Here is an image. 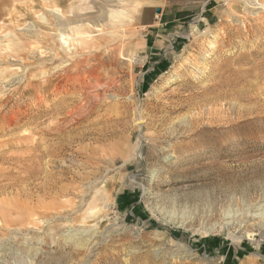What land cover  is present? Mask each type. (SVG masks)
I'll list each match as a JSON object with an SVG mask.
<instances>
[{
  "label": "rangeland",
  "instance_id": "rangeland-1",
  "mask_svg": "<svg viewBox=\"0 0 264 264\" xmlns=\"http://www.w3.org/2000/svg\"><path fill=\"white\" fill-rule=\"evenodd\" d=\"M253 1L0 0V264H264Z\"/></svg>",
  "mask_w": 264,
  "mask_h": 264
},
{
  "label": "bare ground",
  "instance_id": "bare-ground-1",
  "mask_svg": "<svg viewBox=\"0 0 264 264\" xmlns=\"http://www.w3.org/2000/svg\"><path fill=\"white\" fill-rule=\"evenodd\" d=\"M252 8H253V10H258V11H262V12H264V1L262 0V1H260V0H254L253 2H250V3H248ZM55 8V7H54ZM53 11V10H52ZM256 12V11H255ZM261 12V13H262ZM122 14V12H116V11H111L110 12V16H120ZM240 18V17H239ZM57 23V22H56ZM71 24V22H66L64 25L65 26H69ZM259 25V24H258ZM260 25H262V27H264V19H262L261 20V22H260ZM63 26V25H62ZM261 27V26H260ZM244 31V30H243ZM8 35V34H7ZM209 35H210V39H208V42H207V46H208V48L209 49H212L214 46H216L215 44H216V42H217V39H218V34H213V33H209ZM61 36L63 37V33H60L59 34V37H60V39H61ZM7 37V36H6ZM94 40L95 39H90V40H86V39H81V40H75V42H76V46L75 47H73V46H70L69 45V40L66 38V37H64V38H62V43H61V46L59 47L60 49H59V51L57 50V52L55 53V51H56V49H55V51H53V50H50L49 52H50V54L52 53L51 51H53L54 53H53V58L52 59H56V60H58V58H60V59H63L64 57H68V55L69 54H71V51H70V49L71 48H73L74 50H80L79 51V53H75V54H77V55H81L82 53H83V51H85L86 49L88 50V49H90V48H93V46L95 45V44H98L97 43V41L96 42H94ZM97 40V39H96ZM99 40H101L100 38H99ZM1 43V42H0ZM1 45V44H0ZM4 45V44H3ZM49 45V44H48ZM47 45V46H48ZM6 46V45H5ZM99 46H102V44L99 42V44H98V47ZM52 47V46H51ZM98 47H94V48H98ZM33 49V48H32ZM46 50V49H45ZM34 51V50H33ZM26 52V51H25ZM29 52V51H28ZM45 52V51H44ZM34 53V52H33ZM38 53V52H37ZM45 54V53H44ZM33 55V54H32ZM36 55V54H35ZM97 55V54H96ZM34 57V56H33ZM94 58V57H93ZM122 58H123V56H122ZM52 59H51V61H52ZM54 59V60H55ZM95 59V58H94ZM41 60H43V59H41ZM90 60H92L93 61V59H90ZM122 60V59H121ZM134 60V59H133ZM44 61V60H43ZM50 61V60H49ZM83 61V60H82ZM82 61H80L78 64L81 66V65H83L82 64ZM86 61V60H85ZM99 61H100V59H99ZM98 61V62H99ZM42 62V61H41ZM87 62V61H86ZM97 62V61H96ZM96 62H93L94 64L96 63ZM102 62V61H101ZM49 63V62H48ZM53 63V62H52ZM66 63V62H65ZM84 63V62H83ZM90 62H88V64H89ZM78 64H77V66H78ZM87 64V63H86ZM87 64V65H88ZM103 64V63H102ZM101 64V65H102ZM48 65V64H47ZM93 66V65H92ZM104 66V65H103ZM102 66V67H103ZM99 68V67H98ZM68 69H69V66L68 65H66V66H64V68L62 67V68H60V71L61 72H63L62 74H65V72H67L68 71ZM76 69H78V68H76ZM81 69H82V67H81ZM95 69V68H94ZM86 70V69H85ZM96 70V69H95ZM47 71V70H46ZM46 71H44L43 73H42V75H45V74H47L48 72H46ZM98 71V70H97ZM95 72V71H94ZM103 72V71H102ZM68 73V72H67ZM90 74V73H89ZM101 75V74H100ZM60 76V75H59ZM66 76V75H65ZM69 76V75H68ZM34 77V76H33ZM45 77V76H44ZM90 77V76H89ZM100 77V76H99ZM65 78V77H64ZM82 78V77H81ZM92 77H90V79H91ZM94 78V77H93ZM68 79V78H67ZM74 80H78V79H73L72 81H74ZM95 79H93V81H94ZM61 82V81H60ZM68 82V81H67ZM70 82H71V80H70ZM87 82V81H86ZM99 82H100V80H99ZM99 82H98V85H99ZM10 83V82H9ZM46 83H48V78H44V79H41V82L40 83H38V85L37 86H41V87H44V85H46ZM90 83H92V82H90ZM95 83V82H94ZM97 83V82H96ZM1 84V83H0ZM17 84V83H16ZM102 84V83H101ZM66 85L68 86V84L66 83ZM70 85V84H69ZM80 85V84H79ZM84 85V84H83ZM92 85H93V83H92ZM98 85H95V86H97L98 87ZM48 86H49V84H48ZM89 86V85H88ZM91 86V85H90ZM56 87V86H55ZM61 87V86H60ZM96 87V88H97ZM101 87H102V85H101ZM62 88V87H61ZM92 88H95L94 86L92 87ZM84 89V88H83ZM97 90V89H96ZM4 91V90H3ZM59 91V90H58ZM64 91V90H63ZM105 92V91H104ZM1 95V94H0ZM10 95V94H9ZM94 95V94H93ZM86 96V95H85ZM98 97V96H97ZM88 100V99H87ZM1 102V101H0ZM83 102V101H82ZM84 102H86V101H84ZM78 103H80V102H78ZM99 102H98V99L96 100V103H94V102H92V104H90L89 106H87L88 107V109L87 110H84L83 111V108H85V106H80L77 110H76V112L79 114V116H78V118H79V120L80 119H82L83 118V113L82 112H84V115L85 116H87V115H91V113H92V111L94 110V108L95 107H98V104ZM96 109V108H95ZM57 110V109H56ZM232 111V110H231ZM80 113H82L81 115H80ZM229 113V112H228ZM68 114V113H67ZM217 114V113H216ZM61 118V117H60ZM57 126V125H56ZM58 131V130H57ZM66 133V132H65ZM82 136H84V135H82ZM81 136V137H82ZM70 142V141H69ZM74 143V142H73ZM76 176V175H75ZM79 177V176H78ZM83 178V177H82ZM78 179V178H77ZM96 179V178H95ZM79 180V179H78ZM81 180V179H80ZM91 183V182H90ZM90 187V186H89ZM82 188V187H81ZM80 188V189H81ZM77 194V193H76ZM101 196V195H100ZM102 196H104V195H102ZM261 227V226H260Z\"/></svg>",
  "mask_w": 264,
  "mask_h": 264
},
{
  "label": "crops",
  "instance_id": "crops-1",
  "mask_svg": "<svg viewBox=\"0 0 264 264\" xmlns=\"http://www.w3.org/2000/svg\"><path fill=\"white\" fill-rule=\"evenodd\" d=\"M215 7H211L208 12L210 13V15H213V11H214ZM203 11L204 8H202L200 10V13H199V16H200V21H207L204 17H203ZM145 26H150V24H146ZM164 63H161L160 64V59L159 60H156V61H153V73L152 74H159L161 71H162V66H163Z\"/></svg>",
  "mask_w": 264,
  "mask_h": 264
},
{
  "label": "water",
  "instance_id": "water-1",
  "mask_svg": "<svg viewBox=\"0 0 264 264\" xmlns=\"http://www.w3.org/2000/svg\"><path fill=\"white\" fill-rule=\"evenodd\" d=\"M155 13H156V14H160V13H161L160 8H156V9H155Z\"/></svg>",
  "mask_w": 264,
  "mask_h": 264
},
{
  "label": "trees",
  "instance_id": "trees-1",
  "mask_svg": "<svg viewBox=\"0 0 264 264\" xmlns=\"http://www.w3.org/2000/svg\"><path fill=\"white\" fill-rule=\"evenodd\" d=\"M226 258H227V256H226Z\"/></svg>",
  "mask_w": 264,
  "mask_h": 264
}]
</instances>
